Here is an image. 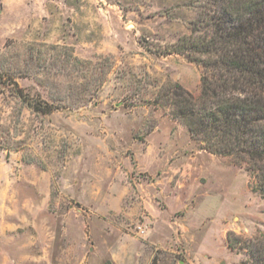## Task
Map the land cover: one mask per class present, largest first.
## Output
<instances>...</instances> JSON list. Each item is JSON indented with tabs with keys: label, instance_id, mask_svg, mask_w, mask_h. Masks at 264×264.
I'll use <instances>...</instances> for the list:
<instances>
[{
	"label": "rangeland",
	"instance_id": "rangeland-1",
	"mask_svg": "<svg viewBox=\"0 0 264 264\" xmlns=\"http://www.w3.org/2000/svg\"><path fill=\"white\" fill-rule=\"evenodd\" d=\"M205 4L0 0V264H248L226 237L264 234L257 180L154 103L198 96L164 53Z\"/></svg>",
	"mask_w": 264,
	"mask_h": 264
},
{
	"label": "trees",
	"instance_id": "trees-1",
	"mask_svg": "<svg viewBox=\"0 0 264 264\" xmlns=\"http://www.w3.org/2000/svg\"><path fill=\"white\" fill-rule=\"evenodd\" d=\"M205 2L189 35L164 53L200 68L198 96L175 84L154 103L162 102L201 150L244 166L264 192V0ZM28 106L53 111L47 104ZM231 235L226 237L231 250H243L248 264H264V234L244 241Z\"/></svg>",
	"mask_w": 264,
	"mask_h": 264
}]
</instances>
